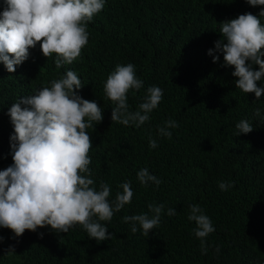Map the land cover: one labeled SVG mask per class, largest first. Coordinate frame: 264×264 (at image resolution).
Instances as JSON below:
<instances>
[{"label":"trees","instance_id":"obj_1","mask_svg":"<svg viewBox=\"0 0 264 264\" xmlns=\"http://www.w3.org/2000/svg\"><path fill=\"white\" fill-rule=\"evenodd\" d=\"M261 7L246 0H106L88 23L89 42L72 64L56 68L55 54L44 57L39 43L13 73L0 62V170L13 163L14 128L7 114L12 104L72 70L85 84L78 95L103 110L102 122L88 129L97 190L107 183L114 199L119 186L131 181L134 193L131 204L104 222L112 238L99 243L79 225L68 233L50 226L26 230L20 237L0 228V264H264V94L257 100L236 88L234 67L215 51L220 24L241 14L258 15ZM209 49L219 56L217 62ZM128 63L143 82L139 91L128 93L130 111L139 109L149 87L164 93L139 128L112 122L115 105L104 92L115 66ZM257 85L264 88V77ZM169 119L179 125L169 129L170 139L158 134ZM242 119L253 131L237 135L235 125ZM150 138L157 141L154 149ZM142 168L160 185H141ZM220 182L233 186L222 191ZM149 204L165 205L160 225L148 237L142 230L132 233L123 217L151 216ZM191 204H198L215 228L205 238L206 252L194 235L195 222L187 219ZM168 208L176 215L168 216ZM10 246L15 252L8 255Z\"/></svg>","mask_w":264,"mask_h":264},{"label":"clouds","instance_id":"obj_2","mask_svg":"<svg viewBox=\"0 0 264 264\" xmlns=\"http://www.w3.org/2000/svg\"><path fill=\"white\" fill-rule=\"evenodd\" d=\"M0 11V62L9 73L16 71L29 58L30 49L39 43L44 57L55 54V66L70 65L81 57L89 42L88 23L99 14L106 0H2ZM252 6H262L258 15L241 14L238 18L223 22L222 39L215 42V51L223 53L226 66L234 67L232 75L238 79L236 88L244 93H254L260 99L264 88L257 82L264 77V0H246ZM209 55L213 50L209 49ZM219 60L213 55V62ZM254 65L259 70H254ZM85 84L75 71L68 70L58 79L50 81L12 104L8 111L14 133L10 136L13 163L0 170V228L10 229L16 237L26 230L36 232L50 226L57 233H68L76 225L81 226L89 238L98 243L110 240L112 234L104 222H110L115 213L131 204V181L122 183L114 199L111 188L101 182L99 190L89 168L92 146L88 129L102 122L103 110L95 101L78 95ZM143 82L136 75L132 63L117 64L104 84V92L112 107V122L139 128L149 121L156 109L163 90L158 86L147 89L144 101L136 111L129 110L128 93L139 91ZM257 109L255 115H259ZM179 125L169 119L158 128L161 136L172 137L169 129ZM240 133L253 131L252 124L242 119L235 125ZM149 147H157L155 139H149ZM143 186L161 180L150 174L147 168L137 172ZM230 182L219 183L222 191L232 187ZM165 205H148V213L124 216L131 223L132 233L142 230L148 237L161 222ZM168 216L176 215L175 208H168ZM187 219L195 222L194 235L201 240L206 252L205 238L215 231L211 219L198 204L189 205ZM140 226V229L136 225ZM41 238L43 233H40ZM3 237L0 236V242ZM218 252L219 249L217 248ZM9 247L7 254L14 253Z\"/></svg>","mask_w":264,"mask_h":264}]
</instances>
